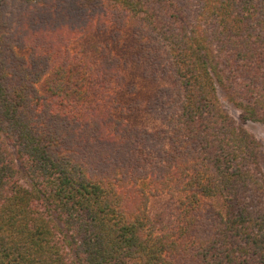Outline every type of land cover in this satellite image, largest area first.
<instances>
[{
	"label": "trees",
	"instance_id": "16d2710c",
	"mask_svg": "<svg viewBox=\"0 0 264 264\" xmlns=\"http://www.w3.org/2000/svg\"><path fill=\"white\" fill-rule=\"evenodd\" d=\"M19 1L0 264H264V0Z\"/></svg>",
	"mask_w": 264,
	"mask_h": 264
},
{
	"label": "rangeland",
	"instance_id": "374dc122",
	"mask_svg": "<svg viewBox=\"0 0 264 264\" xmlns=\"http://www.w3.org/2000/svg\"><path fill=\"white\" fill-rule=\"evenodd\" d=\"M21 1L19 0H8L7 3V7L10 9L11 8H21L20 3ZM91 12H88V14L90 15ZM9 15V13H8ZM87 18V17H86ZM15 19L16 22H18L19 17L18 16H14L12 15V20ZM17 24V23H16ZM220 101L221 104L223 106V108L237 121L240 123L239 121V111L229 102L226 100L225 97L220 96ZM241 125L247 129L260 143H261V147L264 150V123L258 122V121H245L242 122Z\"/></svg>",
	"mask_w": 264,
	"mask_h": 264
}]
</instances>
